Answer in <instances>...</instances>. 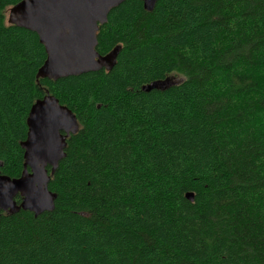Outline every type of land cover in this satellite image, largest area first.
I'll list each match as a JSON object with an SVG mask.
<instances>
[{"label":"trees","instance_id":"1","mask_svg":"<svg viewBox=\"0 0 264 264\" xmlns=\"http://www.w3.org/2000/svg\"><path fill=\"white\" fill-rule=\"evenodd\" d=\"M19 1L0 0V173H22L47 90L80 129L55 209L1 214L0 264H264V0H126L98 31L99 53L122 45L114 68L57 80L37 78L38 34L8 22Z\"/></svg>","mask_w":264,"mask_h":264},{"label":"water","instance_id":"2","mask_svg":"<svg viewBox=\"0 0 264 264\" xmlns=\"http://www.w3.org/2000/svg\"><path fill=\"white\" fill-rule=\"evenodd\" d=\"M124 1L20 0L10 7L8 22L36 32L45 46L47 58L37 72L38 79L57 80L103 68L110 71L122 45L106 54L99 53L98 31L108 21L111 10ZM142 1L144 8L152 11L158 0ZM172 84L168 76L143 85L142 90L165 89ZM27 125V137L21 142L25 158L22 173L17 177L0 173V216L20 210L39 216L55 209L58 194L49 183L67 155L68 137L80 129L75 112L49 90L32 105ZM186 198L193 202L195 193L187 191Z\"/></svg>","mask_w":264,"mask_h":264},{"label":"rangeland","instance_id":"3","mask_svg":"<svg viewBox=\"0 0 264 264\" xmlns=\"http://www.w3.org/2000/svg\"><path fill=\"white\" fill-rule=\"evenodd\" d=\"M169 78H170V83H178V82H180L183 79V76H181L179 74H171L169 76Z\"/></svg>","mask_w":264,"mask_h":264},{"label":"bare ground","instance_id":"4","mask_svg":"<svg viewBox=\"0 0 264 264\" xmlns=\"http://www.w3.org/2000/svg\"><path fill=\"white\" fill-rule=\"evenodd\" d=\"M31 82V81H30ZM220 251V250H219Z\"/></svg>","mask_w":264,"mask_h":264}]
</instances>
